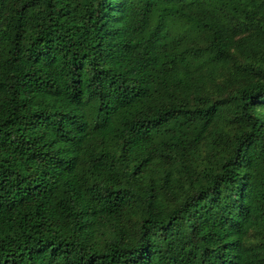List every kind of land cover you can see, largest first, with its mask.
Masks as SVG:
<instances>
[{
    "label": "trees",
    "instance_id": "trees-1",
    "mask_svg": "<svg viewBox=\"0 0 264 264\" xmlns=\"http://www.w3.org/2000/svg\"><path fill=\"white\" fill-rule=\"evenodd\" d=\"M0 264H264V0H0Z\"/></svg>",
    "mask_w": 264,
    "mask_h": 264
}]
</instances>
